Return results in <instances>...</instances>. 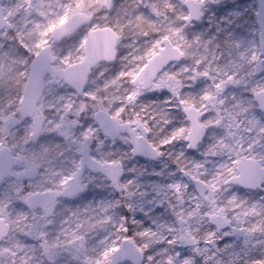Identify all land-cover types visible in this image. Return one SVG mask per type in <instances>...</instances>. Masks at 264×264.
Masks as SVG:
<instances>
[{
    "label": "snow or ice",
    "instance_id": "snow-or-ice-1",
    "mask_svg": "<svg viewBox=\"0 0 264 264\" xmlns=\"http://www.w3.org/2000/svg\"><path fill=\"white\" fill-rule=\"evenodd\" d=\"M207 6L0 0V264H264V35L189 38Z\"/></svg>",
    "mask_w": 264,
    "mask_h": 264
},
{
    "label": "rangeland",
    "instance_id": "rangeland-1",
    "mask_svg": "<svg viewBox=\"0 0 264 264\" xmlns=\"http://www.w3.org/2000/svg\"><path fill=\"white\" fill-rule=\"evenodd\" d=\"M5 2H7V0H5ZM248 2L252 3V0H208V6L204 11L203 18L201 19V21L198 22L197 24H194L193 26L187 27L186 32L189 38L199 35L198 33L202 31L203 36H205V39L213 38L217 42L220 39H223L222 42H225L227 39L228 41H230L241 38L242 32L244 31L245 34H249V37L250 38L252 37L253 39V37H255L254 36L255 30H253V25H250L249 23V21H252L253 19V10H251V7ZM239 33H241V35H239ZM146 95L149 98H153V94L151 93H148ZM156 95L161 99L164 98L163 93H157ZM114 147L121 148L125 151L128 150L127 145H123L119 141ZM189 152L191 151L189 150ZM127 167L128 168L146 167L149 173H151L153 169L159 172L161 169V162L140 161L138 159L132 158L131 160L127 161ZM168 167L172 171L175 170V165L173 164H169ZM129 178H131V174H129ZM141 179L143 181H159L161 180V177L149 174L141 177ZM106 189L107 188H101V187L91 188L89 189V191L82 194V198H77L72 201H67L65 203L68 205H75L82 201L92 200L93 198L99 199L101 197L109 196V195L118 198L119 193H115L116 195H113L112 192H109L108 190L106 191ZM95 190H97L98 192L97 197H94L93 195ZM232 190L238 192L240 195L243 194L237 187L233 186ZM260 196H264V191H260L259 193L258 192L253 193L252 197L259 198ZM163 211L164 209L160 207H156L152 210L153 215L155 216H159ZM125 212H127L126 209ZM136 216L137 219L143 220L145 226L150 225L151 223L150 219L144 218L143 213L138 212ZM225 238H227V240L225 241L224 244H226L227 241L229 242L232 239L231 237H225Z\"/></svg>",
    "mask_w": 264,
    "mask_h": 264
},
{
    "label": "flooded vegetation",
    "instance_id": "flooded-vegetation-1",
    "mask_svg": "<svg viewBox=\"0 0 264 264\" xmlns=\"http://www.w3.org/2000/svg\"><path fill=\"white\" fill-rule=\"evenodd\" d=\"M249 3V2H248ZM251 10H253V19L252 21H249L250 25H253V30H255L253 39L252 37H249V34H245V32H242V37L239 39H236L237 42L241 43L244 46H248L251 44L252 41H255L256 43H259L261 36L264 35V31H262V28L259 27L258 23H257V12L259 9V0H252V3H249ZM239 35H241V33H239ZM238 35V36H239ZM74 200L73 198H69L68 200H65V202L67 201H72Z\"/></svg>",
    "mask_w": 264,
    "mask_h": 264
},
{
    "label": "water",
    "instance_id": "water-1",
    "mask_svg": "<svg viewBox=\"0 0 264 264\" xmlns=\"http://www.w3.org/2000/svg\"><path fill=\"white\" fill-rule=\"evenodd\" d=\"M262 12H264V0H259V9H258V12H257V23H258L259 27H261L262 30H264V16L260 15V13H262ZM196 21H198V20H194L193 22H196ZM135 157H139V158L150 160L149 158H147V157H145L143 155H137ZM237 186H239V185H237ZM240 187H242V186H240ZM66 199H68V198H66Z\"/></svg>",
    "mask_w": 264,
    "mask_h": 264
},
{
    "label": "trees",
    "instance_id": "trees-1",
    "mask_svg": "<svg viewBox=\"0 0 264 264\" xmlns=\"http://www.w3.org/2000/svg\"><path fill=\"white\" fill-rule=\"evenodd\" d=\"M188 27V26H187ZM199 35H203V32L202 31H200L199 33H198ZM204 38H205V36H203ZM221 40V41H220ZM217 43H219V44H221V45H223L224 44V42H222L223 41V39H220ZM226 41H228V39L226 40ZM230 41H234V42H237V40L236 39H234V40H230ZM190 154H192V152H189ZM109 191V192H111L110 191V189H106V191ZM113 193V192H112ZM93 195H94V197H97L98 196V192H97V190H95L94 191V193H93ZM113 195H116L115 193H113ZM242 195H244L245 197H247V198H253L252 196H253V194L251 193V192H245L244 194H242ZM227 240V238H225V239H223V240H221L219 243H220V245L221 246H223L224 245V243H225V241ZM227 243H228V241H227Z\"/></svg>",
    "mask_w": 264,
    "mask_h": 264
}]
</instances>
